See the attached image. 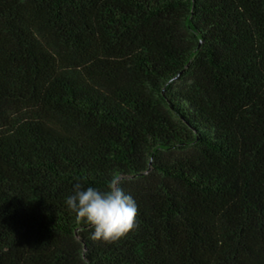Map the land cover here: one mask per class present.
<instances>
[{"label":"trees","instance_id":"trees-1","mask_svg":"<svg viewBox=\"0 0 264 264\" xmlns=\"http://www.w3.org/2000/svg\"><path fill=\"white\" fill-rule=\"evenodd\" d=\"M0 264H264V0H0Z\"/></svg>","mask_w":264,"mask_h":264},{"label":"clouds","instance_id":"clouds-1","mask_svg":"<svg viewBox=\"0 0 264 264\" xmlns=\"http://www.w3.org/2000/svg\"><path fill=\"white\" fill-rule=\"evenodd\" d=\"M65 202L78 220L91 226L94 241L112 243L139 226L138 206L124 191L119 173H113L103 191L91 186L85 189L76 183L73 194Z\"/></svg>","mask_w":264,"mask_h":264}]
</instances>
